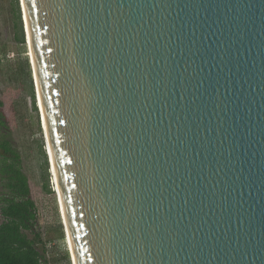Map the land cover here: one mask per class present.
Segmentation results:
<instances>
[{"label": "water", "instance_id": "95a60500", "mask_svg": "<svg viewBox=\"0 0 264 264\" xmlns=\"http://www.w3.org/2000/svg\"><path fill=\"white\" fill-rule=\"evenodd\" d=\"M23 1L73 264H264V0Z\"/></svg>", "mask_w": 264, "mask_h": 264}, {"label": "rangeland", "instance_id": "374dc122", "mask_svg": "<svg viewBox=\"0 0 264 264\" xmlns=\"http://www.w3.org/2000/svg\"><path fill=\"white\" fill-rule=\"evenodd\" d=\"M28 52L20 0H0V116L4 121L0 124V134L6 133L11 145L20 152L32 196L42 206L37 228L46 245L51 240L47 258L52 264H67L68 254L73 264L49 172L46 138L36 105ZM47 183L53 193L48 192Z\"/></svg>", "mask_w": 264, "mask_h": 264}, {"label": "trees", "instance_id": "16d2710c", "mask_svg": "<svg viewBox=\"0 0 264 264\" xmlns=\"http://www.w3.org/2000/svg\"><path fill=\"white\" fill-rule=\"evenodd\" d=\"M6 135L0 134V264H52L37 228L42 206L32 196L20 152ZM46 188L54 192L49 183Z\"/></svg>", "mask_w": 264, "mask_h": 264}, {"label": "bare ground", "instance_id": "6f19581e", "mask_svg": "<svg viewBox=\"0 0 264 264\" xmlns=\"http://www.w3.org/2000/svg\"><path fill=\"white\" fill-rule=\"evenodd\" d=\"M21 1H22V8L24 9V16H25L24 24H25L26 29H27V32H28V40H29L30 46H32V44H31V39H30V34H29L28 23H27V18H26L25 7H24V1H23V0H21ZM28 50H29V49H28ZM28 55H29V58H30V53H29V52H28ZM31 55H32V58H33L32 49H31ZM39 97H40V93H39ZM40 99H41V97H40ZM40 104H41V101H40ZM41 107H42V104H41ZM43 119H44V124H45V128H46V134H47L48 146H49V150H50V153H51V157H52V159H53V151H52V146H51V141H50V136H49L48 126H47V121H46L44 115H43ZM48 159H49V158H48ZM52 163H53V171H54V174H52V183H54V186H53V187H55V188H54V189H55V192H56L57 189H58L59 194H60V196H61V189H60V185H59V183H58L57 171H56V167H55V165H54L53 160H52ZM56 180H57V184H56ZM62 208H63V204H62ZM63 211H64V210H63ZM67 228H68V226H67ZM68 240H69L70 245H71V247H72V243H71L72 241H71V236H70L69 230H68ZM72 248H73V247H72Z\"/></svg>", "mask_w": 264, "mask_h": 264}, {"label": "built area", "instance_id": "2783aa9c", "mask_svg": "<svg viewBox=\"0 0 264 264\" xmlns=\"http://www.w3.org/2000/svg\"><path fill=\"white\" fill-rule=\"evenodd\" d=\"M47 245H46V242H45V248H46V253L48 252L49 248L51 247V241H47Z\"/></svg>", "mask_w": 264, "mask_h": 264}]
</instances>
